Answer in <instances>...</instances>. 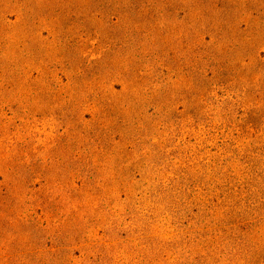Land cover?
Segmentation results:
<instances>
[{"label":"rangeland","instance_id":"obj_1","mask_svg":"<svg viewBox=\"0 0 264 264\" xmlns=\"http://www.w3.org/2000/svg\"><path fill=\"white\" fill-rule=\"evenodd\" d=\"M0 264H264V0H0Z\"/></svg>","mask_w":264,"mask_h":264}]
</instances>
